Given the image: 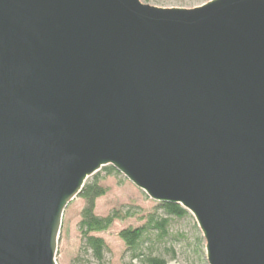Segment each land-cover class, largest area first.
Instances as JSON below:
<instances>
[{
    "label": "water",
    "instance_id": "1",
    "mask_svg": "<svg viewBox=\"0 0 264 264\" xmlns=\"http://www.w3.org/2000/svg\"><path fill=\"white\" fill-rule=\"evenodd\" d=\"M105 166L264 264V0H0V264H57Z\"/></svg>",
    "mask_w": 264,
    "mask_h": 264
},
{
    "label": "rangeland",
    "instance_id": "2",
    "mask_svg": "<svg viewBox=\"0 0 264 264\" xmlns=\"http://www.w3.org/2000/svg\"><path fill=\"white\" fill-rule=\"evenodd\" d=\"M140 1L157 7L192 8L207 0ZM100 177V184L106 188V193L96 200L94 209L96 215L106 216L112 210L124 211L126 207L137 212L132 217L115 220L109 229L94 234L101 237L108 247L103 260L97 262L89 251L84 250L83 240L78 229L84 201L76 196L66 206L62 215L55 255L57 264H139L138 261L130 259L118 233L121 229L142 225L148 214L158 211L156 208L159 202L150 199L120 174L107 175L101 170ZM198 232L201 234L194 217L173 218L169 223V235L163 239L153 237L149 247L155 253H161L167 260V264H207L204 240L201 245L197 242Z\"/></svg>",
    "mask_w": 264,
    "mask_h": 264
},
{
    "label": "trees",
    "instance_id": "3",
    "mask_svg": "<svg viewBox=\"0 0 264 264\" xmlns=\"http://www.w3.org/2000/svg\"><path fill=\"white\" fill-rule=\"evenodd\" d=\"M107 175H119L112 166L102 167L97 173L90 176L84 183L77 197L84 201L80 212L78 229L81 234L84 250L89 251L92 258L101 262L108 247L105 241L95 233L105 231L111 227L117 219L122 220L132 217L137 211H132L126 207L124 211L112 210L106 216L95 214V204L97 198L106 193V188L100 184V171ZM155 213L148 214L145 222L138 227H127L118 233L123 241L125 251L131 260H136L139 264H167V260L159 252H154L149 244L152 238L163 239L169 235V223L173 218H193L192 215L179 204L159 203ZM198 244H202L203 238L198 232ZM202 248V247H201ZM203 250V249H202ZM174 256V251L172 250Z\"/></svg>",
    "mask_w": 264,
    "mask_h": 264
}]
</instances>
